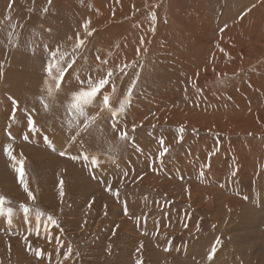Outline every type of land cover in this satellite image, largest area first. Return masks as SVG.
Listing matches in <instances>:
<instances>
[{
    "label": "rangeland",
    "instance_id": "1",
    "mask_svg": "<svg viewBox=\"0 0 264 264\" xmlns=\"http://www.w3.org/2000/svg\"><path fill=\"white\" fill-rule=\"evenodd\" d=\"M109 70L83 132L71 93ZM0 195V264H264V0H0Z\"/></svg>",
    "mask_w": 264,
    "mask_h": 264
},
{
    "label": "snow or ice",
    "instance_id": "2",
    "mask_svg": "<svg viewBox=\"0 0 264 264\" xmlns=\"http://www.w3.org/2000/svg\"><path fill=\"white\" fill-rule=\"evenodd\" d=\"M84 27H87V25H84ZM221 31H223V29H221ZM89 35H91V33H88ZM83 44V41L80 39L79 36H77L76 38V48L81 47V45ZM45 48L47 49V46H45ZM139 51V50H138ZM52 61L47 65L46 71L48 72L49 75H52V70L54 67H56L57 61L55 60V57L57 56V52H52ZM64 59V54L61 53L60 54V60ZM97 59H99V57H97ZM68 67H71V64L68 65ZM67 71V68H59L56 67V72L58 73V75L55 76V87L57 90H59L60 86H61V81L63 80V77L65 75V72ZM122 71V69H121ZM113 75L112 71L109 70L108 73L101 79H98L96 81H92L91 79L88 82V87L87 88H81L78 91H74L71 93V102L68 104V108H69V114H73V112L81 117H84V124H83V132H87L88 128H89V124L91 122H93L95 120V117H88L86 114V107L90 106L93 104L94 100L97 98V96L102 92L103 89H105L106 85H108L109 83V78ZM113 93L115 92V87L113 86L112 89ZM131 92H132V88L128 89L127 94L119 100V105L116 108H112L110 105V100L113 99V97H111L109 94H104L103 98H102V108L103 109H108L111 112V116L113 119V127L116 126V118L120 115V113H122L127 104L126 102L130 103V97H131ZM48 94L51 95L52 94V90L51 88L48 89ZM41 103L43 104V106L47 109L48 105L47 103L44 101L43 98H41ZM19 109V102L17 100H15L14 98L12 99V111L11 114L9 116V119L12 121H15L16 119V113ZM27 130L29 133L36 131V121L31 117H27ZM133 130H135V125L133 126ZM181 133L183 132V128H181L179 130ZM80 135V131L76 132V136ZM9 139H14V137H12L11 135H9ZM24 139H28V136H24ZM119 139L120 140H127L128 139V135L127 132H120L119 134ZM182 139V136H181ZM161 146H162V150L159 151L158 156L156 157L157 160H161L168 152V148L163 147V141H161ZM12 145L9 144H5L4 145V154L9 158V160L14 162V165H18L16 167V171L18 173V178H19V182L21 183V185L24 188V191L27 193L28 199L29 200H33L35 199V197L33 196V193L29 190L28 186L25 184V181L23 179L24 176V172H23V158L21 157L19 160H17V158L13 155L12 151ZM62 156L66 155V153L61 152L60 153ZM72 159H83L84 161H90L91 165L93 167H96L100 164V159L95 156H89V154L87 153H81L80 156L76 157H72ZM204 168H208L210 167V163H207L203 166ZM203 169L201 171V176H203ZM236 175V171L234 170L232 172V176ZM62 184L63 182H61V192L60 195L61 197H63L64 192L62 189ZM108 191H111V188L109 187L108 189H106ZM115 195L119 196V192L117 191L115 193ZM6 198L3 195H0V216L6 217L7 221L9 224H11L12 222V216L14 213V209L12 207H5L6 204ZM20 209L22 210V212L24 213V221L25 223L28 222L29 219V212L31 211L29 209L28 206H26L25 204H20ZM128 213V209L127 206L125 205L124 208V215L127 216ZM43 215L42 212H37L36 214V233L39 234L40 231V217ZM139 219V218H137ZM49 225L52 226H58L56 220L51 216L48 215L46 218V221L44 223V231L45 232H50V228ZM185 227H187V225H185ZM213 227H215V225H213ZM115 234V233H113ZM27 242V239H26ZM57 242L59 243V240H57ZM111 247V245L109 246ZM167 251V249H165ZM216 251V247L215 245L212 246L211 252L208 253V259L211 260L212 259V255L213 253H215ZM69 253H71V247L68 248V251L64 254L65 255V259H67ZM35 255L37 256V258L41 257L42 252L37 249L35 252ZM137 264H140V261H137Z\"/></svg>",
    "mask_w": 264,
    "mask_h": 264
},
{
    "label": "bare ground",
    "instance_id": "3",
    "mask_svg": "<svg viewBox=\"0 0 264 264\" xmlns=\"http://www.w3.org/2000/svg\"><path fill=\"white\" fill-rule=\"evenodd\" d=\"M129 115H130V114H129ZM138 119H139V118H138ZM234 179H235V178H234ZM241 249H242V248H241ZM218 253H219V252H218ZM256 256H257V255H256ZM240 257H241V256H240ZM242 258H243V257H242ZM243 259H245V261H247L246 258H243ZM242 262H243V261H242Z\"/></svg>",
    "mask_w": 264,
    "mask_h": 264
}]
</instances>
